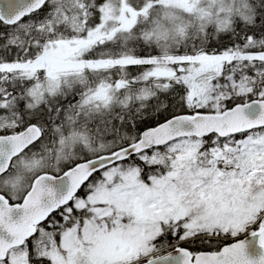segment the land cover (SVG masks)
Here are the masks:
<instances>
[{"label": "snow or ice", "instance_id": "obj_1", "mask_svg": "<svg viewBox=\"0 0 264 264\" xmlns=\"http://www.w3.org/2000/svg\"><path fill=\"white\" fill-rule=\"evenodd\" d=\"M0 264H264V0H0Z\"/></svg>", "mask_w": 264, "mask_h": 264}]
</instances>
